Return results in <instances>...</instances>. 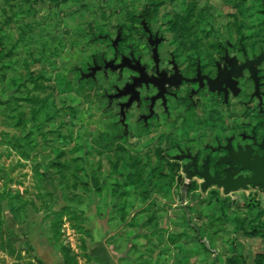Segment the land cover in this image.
<instances>
[{"label":"rangeland","instance_id":"374dc122","mask_svg":"<svg viewBox=\"0 0 264 264\" xmlns=\"http://www.w3.org/2000/svg\"><path fill=\"white\" fill-rule=\"evenodd\" d=\"M263 11L262 0H0V264H63L61 243L80 255L73 215L120 264L153 248L166 256L167 243L192 264H260L264 239L250 230L264 225L263 190H203L183 172L181 153L213 154L207 110L178 106L192 96L186 85L152 110L153 86L130 101L122 93L137 74L121 60L151 76L154 49L162 73L242 61L240 48L264 51ZM239 89L220 134L250 145L264 115L247 106L246 80Z\"/></svg>","mask_w":264,"mask_h":264},{"label":"flooded vegetation","instance_id":"af4514ba","mask_svg":"<svg viewBox=\"0 0 264 264\" xmlns=\"http://www.w3.org/2000/svg\"><path fill=\"white\" fill-rule=\"evenodd\" d=\"M240 52L243 57L242 61L224 56L222 61H214L211 63L209 71H204L202 64L197 63L189 73L182 72L177 67H174L171 73H162L158 70V62L154 61V76H151L146 73V68L139 63L129 62L125 63L123 66L137 74V76L132 79L131 83L126 85L125 91L122 93L124 97L130 96L132 98L134 96L133 92H135L137 98L133 101H138L139 95L137 88L142 86H153L156 89L157 94L149 99V108L152 110L158 101H161L162 105H166L165 98L174 97V95H176L174 92L186 85L189 86V89H186L185 91L186 94L189 92L192 96L188 97L178 106H192L194 108L200 106L202 110H207L206 112L208 113V116L201 121V124L209 129L210 141L205 145V148L210 149L213 154L205 156L203 159H199L198 156H191L189 152L181 153L180 155L181 159L186 160L183 170L188 166L186 171L190 172L193 177L200 178L204 183L206 181L205 178L200 176L204 171H206L209 179L214 180L217 178L220 181L226 180L228 176H230L232 181L237 180L239 177L245 179L252 176L253 173L250 170L236 171L241 167L240 163L220 162V160L230 157L229 149L234 156H243L247 152L248 161H254L257 158H262L264 155V135L261 138L257 137L256 127H253L252 135L250 137H245L251 142L250 145L239 144L237 138L234 136L227 137L225 141H223L220 134L222 129L221 111L224 107L230 108L232 106V99H236L240 95L239 81L241 80H246L251 87L247 106L258 116L261 114L264 115V61L259 65H254L252 67L254 77H252L249 68L245 67L247 62H250L259 55H263L264 51L250 58L247 56L245 49L240 48ZM231 59L235 60L234 69L229 63V60ZM136 65L142 70L141 73L132 69V67H135ZM141 74L146 78H154L156 80H161L160 75H162L164 76V80H171V82L165 83L163 87H160L159 84H137V86L133 88V92L124 94L127 86L131 85L133 80L138 79ZM227 75L228 79L234 83L233 88L227 86L226 81L216 82L219 78L221 80ZM209 81L212 82L211 85L209 84ZM160 94L161 96H159ZM194 98L195 100H193ZM174 119V123H177V120H180L181 124L185 123V120L180 116H177ZM186 144L187 143L184 144L185 148L187 147ZM221 151H223L224 154L216 158L215 153ZM211 185L217 186L216 184Z\"/></svg>","mask_w":264,"mask_h":264},{"label":"water","instance_id":"95a60500","mask_svg":"<svg viewBox=\"0 0 264 264\" xmlns=\"http://www.w3.org/2000/svg\"><path fill=\"white\" fill-rule=\"evenodd\" d=\"M262 5H263V10H264V0H262ZM153 60H156V50H153ZM234 61L233 59L229 60L230 66L234 69ZM264 61V54L263 55H259L257 57H255L254 59H252L250 62H247V64L245 65V67L249 68L252 77H254L253 74V69L252 67L254 65H259L261 62ZM125 63H129L127 59H122L121 60V66H124ZM133 70H137L138 72L141 73V69L139 68L138 65H136L135 67H132ZM236 75V74H234ZM161 80H156V79H149L143 76V74L140 75V77L138 79H134L133 83L129 86H127L126 88V92L124 94H128L129 92H133V88L137 86V84H159L160 87H163V85L165 83H170L171 80H164L162 75H160ZM221 82V81H226L227 82V86H229L230 88H233V82L230 81L228 79V75L223 77L221 80L220 78L216 81V82ZM215 83V82H214ZM209 84L211 85L212 82L209 81ZM134 96L131 98L130 101H133L134 99L137 98V94L135 92H133ZM161 96V94L159 95ZM158 96V97H159ZM157 97V98H158ZM241 151V150H240ZM230 152V157L226 158V159H222L220 160V162L223 163H240L241 167L239 169H237L236 171H241V170H250L253 174L251 177H247L245 179L239 177L237 180L232 181L230 179V176H228L226 178V180L224 181H220L217 178L214 180L209 179L206 171H204L202 174H200V176L205 178V183L202 186L203 190L211 185V184H216L218 187L223 188V191L225 194H228L230 192L233 191H237L239 189H244L247 186H258L260 187L263 192H264V155L262 158H257L254 161H248L247 160V152L243 155V156H234V154L232 153V151L229 149ZM193 165V164H192ZM188 166H186L184 168V172L187 170Z\"/></svg>","mask_w":264,"mask_h":264},{"label":"crops","instance_id":"0c3cea01","mask_svg":"<svg viewBox=\"0 0 264 264\" xmlns=\"http://www.w3.org/2000/svg\"><path fill=\"white\" fill-rule=\"evenodd\" d=\"M92 236V242L90 244V247L87 249V254L90 257V261L87 262L85 259H82L83 262L78 260V264H120L122 261V255H116V253L112 250L110 244V241L108 242L105 238L96 237L93 233ZM90 240V241H91ZM140 244L141 242H144L143 240H139ZM148 242L145 241L144 245H146ZM151 245H155L157 241L151 240ZM168 244L169 251L166 253L167 255L164 256L161 254L156 248L152 249V252L148 254L147 256L140 255V261L137 262V264H192L191 259L187 258L188 260L185 262L184 259V252H180V255L178 254L179 251L174 250L173 247H176L177 245L174 244ZM164 244L161 245L164 246ZM190 262V263H189Z\"/></svg>","mask_w":264,"mask_h":264},{"label":"trees","instance_id":"16d2710c","mask_svg":"<svg viewBox=\"0 0 264 264\" xmlns=\"http://www.w3.org/2000/svg\"><path fill=\"white\" fill-rule=\"evenodd\" d=\"M5 3H8L10 1L14 0H2ZM264 12V11H263ZM30 77V73L27 75ZM124 217H122V220ZM70 220L72 221L71 223V228L75 231V233L79 236L78 242H79V250H80V255L77 253H74V251L71 249L69 245L66 244H60L59 245V253L62 258L63 264H78V259L82 258L85 259L87 262L90 261V257L88 256L87 252V244H86V239L91 240V236L89 232L84 228L82 218L78 216H71ZM2 224L1 218H0V225ZM62 218L60 214H56V219L54 222L53 230H54V239L55 241H58L61 233L58 231L57 228L62 227ZM251 234L264 239V225L261 227H256L252 228L250 230ZM86 238V239H85ZM12 252V251H10ZM13 254V252H12ZM257 261H261L260 264H264V256L257 257Z\"/></svg>","mask_w":264,"mask_h":264}]
</instances>
